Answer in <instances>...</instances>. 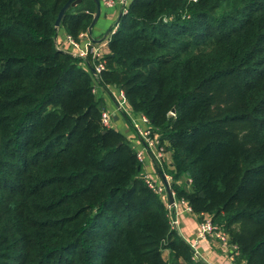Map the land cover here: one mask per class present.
<instances>
[{
    "label": "trees",
    "instance_id": "trees-1",
    "mask_svg": "<svg viewBox=\"0 0 264 264\" xmlns=\"http://www.w3.org/2000/svg\"><path fill=\"white\" fill-rule=\"evenodd\" d=\"M66 1L0 0V264H205L103 125L92 58L60 49ZM94 13L82 0L61 26L79 39ZM110 36L99 84L170 148L174 199L264 264V0H133Z\"/></svg>",
    "mask_w": 264,
    "mask_h": 264
},
{
    "label": "crops",
    "instance_id": "crops-1",
    "mask_svg": "<svg viewBox=\"0 0 264 264\" xmlns=\"http://www.w3.org/2000/svg\"><path fill=\"white\" fill-rule=\"evenodd\" d=\"M116 1V5L113 7L102 5L101 16L96 25L93 27L92 33L89 31V28L87 31L82 32H88V34L95 41L96 45L103 44V52L106 54L110 51L108 47L109 44H106L107 40L102 43H100V40L103 39L107 31H111L113 28L112 26L108 28L109 25L112 22H115L116 24V22L120 19L121 15L118 17V14L121 12L122 5L120 0ZM66 36L67 32L63 26H60L58 28L57 38L60 47L75 53V49L66 43ZM96 93L102 99V109H106L111 113L110 127L123 132L130 141L132 147L137 151H144L145 162L143 164V171L145 174H150L158 181V183H164L162 175L158 172L159 163H157V157H155L151 151H147L144 140L138 135L133 127V119H136L141 125L143 124L140 120V114L131 110L132 106L130 102L126 105V111L118 108L117 87L115 85H108L107 87H104L99 84L97 85ZM165 158L167 159V156H165ZM161 196L163 197L164 203L168 205V201L170 202L168 195L162 194ZM172 212L173 216L179 212V224L177 229L185 240L188 241V243H194L197 245L200 260H202L205 264H230L229 260L226 259L225 254L220 250L215 242L198 239L200 215L186 210L185 205L180 203V201H178L177 207L173 208Z\"/></svg>",
    "mask_w": 264,
    "mask_h": 264
},
{
    "label": "built area",
    "instance_id": "built-area-1",
    "mask_svg": "<svg viewBox=\"0 0 264 264\" xmlns=\"http://www.w3.org/2000/svg\"><path fill=\"white\" fill-rule=\"evenodd\" d=\"M100 1L102 5L108 7L115 6L117 2L116 0H100ZM120 3L122 5L120 15L127 14L129 12L128 0H120ZM117 27H118V22H116L115 26L111 29L109 35L115 33ZM109 35L105 39L101 40L100 43L107 40L106 44H109V39H108V37H110ZM66 43H68L70 46H72L75 49V53H74L75 55H78L83 58L91 57L92 60L94 61L95 63L94 74L97 79V82L94 87V91L96 93L97 85H99L100 76L102 72L106 69L107 59H106V53L103 52V44L96 45L95 41L88 34V32L81 33L79 39H76L71 34H67ZM60 49L62 48L60 47ZM117 99H118V108L120 110L126 111L127 109L126 105L127 103H129V100L124 90L119 87H117ZM131 110L134 112L133 108H131ZM139 114H140L139 115L140 120L143 122V124L141 125L140 123L137 122L136 119H133V127L138 133V135L144 140L147 151H151L155 155V157H157L158 161L161 163L165 159V154H166L165 149L163 146H160L159 137L155 133L150 118L147 117L145 114L142 113ZM101 121L104 126L110 127L111 113L108 110L102 109ZM144 155H145L144 151H137V158L142 163L145 162ZM144 177L146 182L153 189L154 192L160 195L161 194L167 195L166 187L163 182L158 183V181L155 180L150 174H146ZM165 177L170 183L171 176L165 173ZM177 203L178 201L174 199L173 203L168 202L167 205V209L170 215L171 226L173 228H177L179 224V212L176 213L175 216H173V212H172L173 208L177 207ZM180 203L185 205L186 210L193 212L192 207L188 204V202L185 199H181ZM200 217L201 220L199 224L198 239H203L209 242H215L220 248V250L225 254V257L226 259L229 260L230 264H239L237 262V257L240 254V249L237 244L231 242V237L229 233L221 225L215 223L211 215L204 213L200 215ZM190 244L194 251V258L199 259L197 245L194 243H190Z\"/></svg>",
    "mask_w": 264,
    "mask_h": 264
},
{
    "label": "water",
    "instance_id": "water-1",
    "mask_svg": "<svg viewBox=\"0 0 264 264\" xmlns=\"http://www.w3.org/2000/svg\"><path fill=\"white\" fill-rule=\"evenodd\" d=\"M94 1L96 3V13L94 15L92 23L89 26V31L91 33L93 32V27L98 22V20H99V18L101 16V12H102V3H101V1L100 0H94ZM81 2H82V0H68V1H66V3L62 6V8L60 9V11L58 13V16H57V19H56V22H55L56 29H58L61 26V22H62V19H63L64 15H65L66 11L70 7H74V6L78 5ZM109 33H110V30L107 31V33L104 35L103 39H105L109 35ZM91 69H92L93 73H95L94 67L91 66ZM172 112L174 113L175 109H173ZM161 175H162V178L164 180V184H165V187H166V190H167V194H168L169 200H170L171 203H173L174 202V195H173V192H172V189H171V185L168 182V180L166 179L165 174H164L163 171H162Z\"/></svg>",
    "mask_w": 264,
    "mask_h": 264
},
{
    "label": "rangeland",
    "instance_id": "rangeland-1",
    "mask_svg": "<svg viewBox=\"0 0 264 264\" xmlns=\"http://www.w3.org/2000/svg\"><path fill=\"white\" fill-rule=\"evenodd\" d=\"M132 1H133V0H128V6L130 5V3H131ZM120 13H121V12H120ZM120 13L118 14V17L120 16ZM111 26L114 27V26H115V22H112V23L109 25L108 28H110ZM166 143H167V142H166ZM163 147H164V149H165V153H166L165 156H167V158H169V157L171 158V152H170V150H169L170 148H168V145H165V146L163 145ZM170 158H169V159H170ZM170 161H171V159H170ZM164 170L167 171L166 169H164ZM166 173H167V172H166ZM164 174H165V173H164ZM143 175H146L145 172H143ZM167 175H169V174L167 173ZM164 254H165V256L167 257V255H168V251H165ZM173 264H174V263H173ZM243 264H245V263H243Z\"/></svg>",
    "mask_w": 264,
    "mask_h": 264
}]
</instances>
